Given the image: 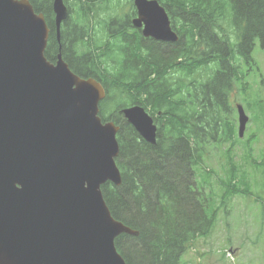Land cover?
Listing matches in <instances>:
<instances>
[{
	"label": "trees",
	"instance_id": "obj_1",
	"mask_svg": "<svg viewBox=\"0 0 264 264\" xmlns=\"http://www.w3.org/2000/svg\"><path fill=\"white\" fill-rule=\"evenodd\" d=\"M29 1L50 28L45 57L54 62L60 52L75 74L95 78L106 89L99 116L119 126L115 162L121 184L107 183L102 193L112 216L138 232L119 235L118 252L126 264H178L194 240L201 233L207 235L214 224V212H207L208 201L198 184L197 174L205 170L198 169L206 144L232 135L223 116L231 109L239 62L252 69L255 45L264 48V0H157L165 10L177 9L181 22L174 26L181 39L172 45L152 44L148 55L137 44L122 40L111 46L105 41V50L97 45V31L102 36L107 21L120 25L117 19H101L102 30L89 24L98 17L100 2L111 1L122 9L128 2L64 0L69 15L58 43L53 0ZM72 9L77 19L70 23ZM179 51L180 70L169 62ZM156 74L164 77L162 84L155 80L145 86L146 77ZM145 94L156 102L154 109L163 111L159 118L165 126L158 127L155 144L142 139L120 111L133 104L145 107ZM118 100L122 101L116 104ZM103 102L113 106L108 109Z\"/></svg>",
	"mask_w": 264,
	"mask_h": 264
},
{
	"label": "water",
	"instance_id": "obj_2",
	"mask_svg": "<svg viewBox=\"0 0 264 264\" xmlns=\"http://www.w3.org/2000/svg\"><path fill=\"white\" fill-rule=\"evenodd\" d=\"M144 36L177 41L157 0H133ZM58 36L68 11L53 0ZM49 27L29 0H0V264H126L115 246L138 232L115 219L102 186L121 184L119 126L102 122L100 81L45 57ZM238 136L248 116L237 104ZM121 113L148 143L157 127L138 104Z\"/></svg>",
	"mask_w": 264,
	"mask_h": 264
},
{
	"label": "rangeland",
	"instance_id": "obj_3",
	"mask_svg": "<svg viewBox=\"0 0 264 264\" xmlns=\"http://www.w3.org/2000/svg\"><path fill=\"white\" fill-rule=\"evenodd\" d=\"M125 2L129 5L123 9L111 1L96 3L98 17L89 24L98 27L101 19L109 18L121 23L134 9L133 0H120V5ZM175 11L171 7L166 13L172 25L175 22L179 26L180 17ZM119 13L125 16L120 17ZM75 14L72 9L70 23L77 19ZM106 35L107 32L102 34V39ZM99 37L97 31L96 40ZM252 58V69L239 62L238 78L232 83L231 109L223 116L233 128L232 135L228 140L207 143L198 169V172L205 170L197 174L198 184L204 200L208 201L207 212H214V224L207 235L194 240L178 264H264V48L256 44ZM110 102L103 105L109 109L113 106ZM236 104L243 106L249 118L241 138ZM149 114L156 116L154 112ZM160 119L163 118L159 122Z\"/></svg>",
	"mask_w": 264,
	"mask_h": 264
},
{
	"label": "flooded vegetation",
	"instance_id": "obj_4",
	"mask_svg": "<svg viewBox=\"0 0 264 264\" xmlns=\"http://www.w3.org/2000/svg\"><path fill=\"white\" fill-rule=\"evenodd\" d=\"M133 8H134V5H133ZM136 17H137V11L134 8L132 14L129 15L124 21L119 23L120 25L116 26L117 22L109 21V26L108 25L105 26V32H104V33L107 32V35H106L107 38H105V40H103V39H101L102 36H101V38L99 37V39L96 40L97 45L100 44V46H101L100 48L105 50L106 49V46L104 45L105 41L109 42L110 46H111L113 44L118 43L120 40H122V42L127 43V44L129 43L130 45L131 44L132 45L133 44H137L136 46H140L141 50L144 51V54L148 55V53H149V49L148 48L152 44L164 43V44L172 45V44H177L178 42H180V39H181L180 38V34L177 32L175 26L172 25L171 21H170L171 29L177 34V37H178L177 41H160V40L155 39V38H153L151 36H148V37L144 36L143 35V28L142 27H136L133 24V19H135ZM98 25H99L98 27L102 30V27H101L102 26V21ZM106 27H107V30H106ZM57 42H58V38H57ZM182 61H183V59L181 58L180 51H179L178 54L174 58H171V60L169 62H170V64L174 63L175 66H177L178 69L180 70L181 69V65H182ZM172 77L173 76L171 75L170 78H172ZM174 77H176V76H174ZM155 80H160L158 82L160 84H162V81H164V77H161L160 75H157V74L153 75V76H148V77H146L145 83H147V84L145 86H147L148 84H151ZM172 84H173L172 82L169 83V86H171ZM175 84L177 86V81L175 82ZM176 93L179 96L180 89H178V90L176 89ZM171 94L172 93H168L167 97L169 98L171 96ZM144 103H145L144 105L146 107V108L145 107L144 108L148 109L149 113L153 114V112H154L156 114V116H154V117L152 115L151 116H152L153 122L157 126V129L160 126L164 127L165 126L164 123L161 122V121H163V119H160L161 121L159 122V117L163 114V111L158 110V109H154V106L156 105L155 104L156 102H154V100H152L148 94H145ZM180 104H181V100H180ZM159 123H160V125H159Z\"/></svg>",
	"mask_w": 264,
	"mask_h": 264
},
{
	"label": "bare ground",
	"instance_id": "obj_5",
	"mask_svg": "<svg viewBox=\"0 0 264 264\" xmlns=\"http://www.w3.org/2000/svg\"><path fill=\"white\" fill-rule=\"evenodd\" d=\"M170 26H171V24H170ZM161 41H163V40H161ZM230 127V126H229ZM231 129V128H230ZM210 231V230H209ZM200 235H202L203 236V234L201 233Z\"/></svg>",
	"mask_w": 264,
	"mask_h": 264
}]
</instances>
